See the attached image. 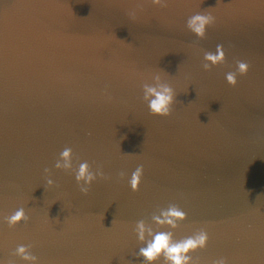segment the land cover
<instances>
[{"label":"water","instance_id":"obj_1","mask_svg":"<svg viewBox=\"0 0 264 264\" xmlns=\"http://www.w3.org/2000/svg\"><path fill=\"white\" fill-rule=\"evenodd\" d=\"M205 11L198 38L185 22ZM157 82L166 117L142 100ZM65 147L103 173L87 193L53 167ZM170 205L175 229L153 220ZM17 208L28 220L9 227ZM141 220L173 241L205 230L194 264H264V0H0V258L25 264L23 244L38 264H142Z\"/></svg>","mask_w":264,"mask_h":264},{"label":"clouds","instance_id":"obj_2","mask_svg":"<svg viewBox=\"0 0 264 264\" xmlns=\"http://www.w3.org/2000/svg\"><path fill=\"white\" fill-rule=\"evenodd\" d=\"M153 6L163 7L166 0H150ZM214 16L209 12L196 13L187 18L185 27L196 37H203L207 26L214 22ZM224 62V51L220 44L216 45L214 52H204L202 67L205 71L209 66L214 67L218 63ZM248 71V64L243 61L236 62V71L227 72L224 75L225 81L229 85L236 84V75L245 74ZM159 81V77H154ZM142 100L146 103L149 114L154 116L166 117L170 114V108L174 101L175 93L173 88L167 83L157 82L155 86L143 85ZM53 167L55 169H63L74 173V180L79 187V191L84 194L88 191V186L98 177H103V173L97 169L95 173L90 170L87 161L81 162L73 169L72 150L65 147L60 151ZM45 173L48 169H44ZM142 175V167L137 166L131 172L128 183L132 190L137 188L140 177ZM83 181L81 185L80 182ZM46 185H52L51 179H46ZM184 212L175 205H170L160 212V215L154 216L153 220L156 225H167L170 229H175L178 222L184 220ZM9 227H12L22 221L26 222L28 217L25 215L23 208H17L12 214L5 218ZM135 236L138 242L143 244L139 247L136 255L142 258V264H155L158 259H162L164 264H194L189 253L195 252L197 249H203L208 240V234L205 230L200 229L194 234L181 240H172L170 231H153L147 228L144 222L137 221L134 227ZM147 233V238H146ZM30 246L17 245L14 255L19 257L25 264H38L37 257L30 253ZM0 264H9V262L0 258ZM212 264H226L223 257L215 259Z\"/></svg>","mask_w":264,"mask_h":264}]
</instances>
